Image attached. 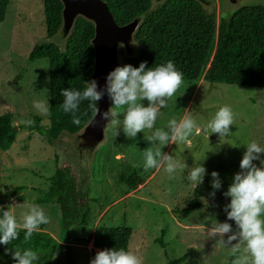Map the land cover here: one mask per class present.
Returning <instances> with one entry per match:
<instances>
[{"label": "rangeland", "instance_id": "rangeland-1", "mask_svg": "<svg viewBox=\"0 0 264 264\" xmlns=\"http://www.w3.org/2000/svg\"><path fill=\"white\" fill-rule=\"evenodd\" d=\"M151 1L154 7L158 6V0ZM253 4L264 6V0H203L204 11L214 18L215 43L200 78L183 82L171 99L165 98L167 107L160 108L153 128L134 138L125 133L123 124L107 128L106 139L98 145L94 156L84 163L79 159L73 170L77 157L72 156L68 145L74 144V138L64 135L49 143L32 128L33 124L49 126L48 111L42 113L35 107L37 103L48 107L49 65L47 59L27 61L36 44H64L65 40L62 42L57 35L47 38L44 0H10L5 20L0 23V115L11 114L17 133L10 149L0 151V218L3 211H13L22 224L21 213L28 210V205L38 204L40 192L50 187L49 178L58 168L70 167L78 176L79 201L88 212V222L66 225L57 204L40 205L52 220L39 226L38 231L60 245L51 264H90L97 251L96 229L102 225L130 228L129 250L139 256L141 264H169L188 250V258L181 264H227L237 245L239 252L235 255L244 254L245 245L239 238L229 240L239 229L234 220L228 219L225 207L231 198L224 193L241 171L246 145L256 141L264 146V89L212 85L206 81V75L215 55L221 18L229 17L242 5ZM140 103L147 107L149 102L145 99ZM225 105L233 109L235 124L230 126L232 134L221 140L218 133H211L206 126ZM113 111L123 122L125 109L115 108L112 101ZM185 115H191L199 128L187 142L170 140L162 146L159 140L147 139L157 129L169 132L171 137L169 120L179 121ZM27 120L33 124L26 125ZM148 148H160L180 161L182 166L174 173V179L164 168L144 170L143 152ZM261 156L264 158V154ZM200 163L207 171L203 184L195 187L187 176ZM254 163L259 166V161ZM213 171L219 173L220 189L212 187ZM128 173H132L133 185L126 183L124 176ZM195 188L202 209L178 220L177 210L186 208ZM223 223H229L232 231L213 234L212 229ZM158 239L166 244L168 256Z\"/></svg>", "mask_w": 264, "mask_h": 264}, {"label": "trees", "instance_id": "trees-1", "mask_svg": "<svg viewBox=\"0 0 264 264\" xmlns=\"http://www.w3.org/2000/svg\"><path fill=\"white\" fill-rule=\"evenodd\" d=\"M107 3L114 20L120 26L126 25L138 16L144 15L135 35L138 45L136 55L124 58L121 66L139 67L146 62V68L173 61L183 73V82H194L203 73L211 55L215 35L214 18L193 0H168L156 9H151L150 0H102ZM10 0H0V23L5 20ZM62 4L59 0H44V23L48 39H53L61 25ZM215 55L206 75L210 84L224 83L242 87L264 89V6L242 5L229 17L221 18ZM94 36L92 23L79 18L64 44L50 41L36 44L30 51L29 63L47 59L49 69L48 119L49 126L32 125V128L49 143L64 135L80 131L93 117L88 105L82 100L77 112L80 125L72 122V114L61 107L64 97L62 89L83 91L90 80L95 66V50L91 45ZM97 105V102H96ZM16 128L11 114L0 115V151L9 150L16 139ZM132 173L126 174L127 185H133ZM50 187L40 192L39 205L57 204L62 222L66 225H86L88 212L79 201L78 176L70 167L58 168L49 178ZM202 209L198 188L183 210H177L176 218L185 220ZM44 226V224L40 225ZM25 230L19 229V239L5 246L0 244V264H17L12 258L16 250L36 251L38 260L33 264H51L60 245L43 232H35L28 241L24 240ZM131 229L125 226H99L96 229L95 255L105 249L124 248L129 250ZM159 246L166 252V244L158 239ZM6 249H10L7 252ZM188 252L169 264H181ZM95 255L92 259H94ZM233 255L227 264H231Z\"/></svg>", "mask_w": 264, "mask_h": 264}, {"label": "clouds", "instance_id": "clouds-1", "mask_svg": "<svg viewBox=\"0 0 264 264\" xmlns=\"http://www.w3.org/2000/svg\"><path fill=\"white\" fill-rule=\"evenodd\" d=\"M107 91L113 101L115 108H124L123 126L125 133L134 138L137 133L145 129L153 128L160 108L167 107L165 98L171 99L183 83V73L179 71L173 61L161 64L153 68H146V62L139 67L126 65L116 67L107 76ZM97 82L92 80L87 83L84 90L62 89L64 103L61 105L65 113L72 114V122L80 125L81 120L77 112L82 100H90L88 105L93 116H96L98 109L96 102L103 95L97 90ZM147 100L145 107L140 101ZM159 105V107L157 106ZM42 113H47L46 104L37 103L35 105ZM116 116L118 113L105 112L104 119L109 116ZM26 125L33 124L32 120L25 121ZM112 126L119 124V120L113 119ZM235 124V113L233 109L225 105L215 114L214 118L207 124L211 133H218L221 140L230 136V126ZM169 132L157 129L153 136L147 137L149 140H159L162 146L171 142L184 143L189 140L193 131H199L197 121L191 115H185L179 121L175 118L169 120ZM246 152L240 162L241 171L236 173L228 191L224 193L230 197L231 201L226 205L225 211L229 220H234L239 232L229 237L230 241L238 238L244 243V254L238 255L232 264H264V146L256 141L246 145ZM144 170L164 168L170 179H174V173L182 165L178 159L164 154L160 148H148L143 152ZM259 161V166L254 163ZM186 167V165H183ZM206 168L202 163L196 164L189 175L188 181L195 187L203 184L206 175ZM213 189L221 188L219 173L213 171ZM170 190V189H169ZM215 195V192L212 193ZM28 210L21 213L23 223H19L13 211H3L0 218V244L9 245L12 241L19 239V229L25 230L24 240L28 241L33 234L39 230L42 224H49L52 217L46 214L39 204L27 206ZM230 209V211H229ZM232 231L229 223H223L212 229V233L221 235ZM11 253L10 249H6ZM239 252V245L234 249V255ZM12 258L17 264H33L38 260L36 251L26 249L23 252L16 250L12 253ZM90 264H141L137 254L124 248H113L99 251Z\"/></svg>", "mask_w": 264, "mask_h": 264}, {"label": "water", "instance_id": "water-1", "mask_svg": "<svg viewBox=\"0 0 264 264\" xmlns=\"http://www.w3.org/2000/svg\"><path fill=\"white\" fill-rule=\"evenodd\" d=\"M62 4L61 25L57 32L59 40H67L71 35L75 23L79 18L90 22L94 26V36L91 39V45L95 50V66L90 80L97 82V91L103 95L97 101L98 112L92 119L78 132L70 134L74 138V144H69L73 157L77 160L73 163V170L80 161L88 162L95 154L98 145L106 139L105 132L112 126L111 121L117 119L110 115L108 119L103 118L105 112H112V99L107 91V76L121 67L122 57L132 58L136 55L138 49L135 40L136 32L144 20V15L136 17L130 23L120 26L114 20L109 11L107 3L102 0H59ZM151 1V0H150ZM158 6L168 0H158ZM200 5L203 0H194ZM154 2L151 1V9L154 10ZM202 6V5H201ZM203 7V6H202ZM56 37V36H55ZM137 45V47H136ZM86 83V85H87ZM119 120V119H117ZM123 124L119 120V127ZM77 150H75V149Z\"/></svg>", "mask_w": 264, "mask_h": 264}]
</instances>
